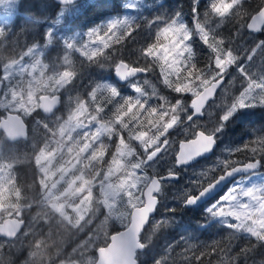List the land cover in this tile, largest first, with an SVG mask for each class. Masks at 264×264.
Masks as SVG:
<instances>
[{"label": "trees", "instance_id": "16d2710c", "mask_svg": "<svg viewBox=\"0 0 264 264\" xmlns=\"http://www.w3.org/2000/svg\"><path fill=\"white\" fill-rule=\"evenodd\" d=\"M214 2L227 8L233 0H198L195 6L194 0H82L68 6L53 0H18L15 18L0 20L1 93L8 92L16 102L24 101L25 75L13 73L6 78V69L37 46L42 55L32 60L38 58V70L44 72L42 82L47 81L39 97H61V106L52 117H46L38 103L31 113L12 111L26 122L28 140L11 143L0 130V201L12 212L2 213L0 223L8 217L25 222L15 240L0 238V264H95L97 250L130 223V215L125 224L110 216L99 186L122 147L137 151L138 168L146 175L135 193V207L143 204V191L152 178L170 172L179 176L178 181L162 185L156 215L141 237L145 250L138 253L139 264H264V246L248 234L234 233L209 214V206L218 198L197 208L187 207L184 201L185 193L196 194L198 181L223 174L225 160L237 162L229 164L231 169L259 159V173L264 174V154L257 143L264 137V103L238 108L227 121L221 119L233 105L238 106L247 89L252 91L250 84L256 87L254 101L264 99V46L258 47L264 41V30L260 34L248 30L264 0H243L229 8L226 16L212 12ZM177 14L192 34L191 55L186 56L187 51L176 73L167 75L163 63L142 50L155 42L157 29L162 30ZM118 19L133 24L91 38L104 42L96 53L83 45L70 50L81 38L89 40L90 30ZM195 23L204 28L203 37L194 31ZM168 41L169 37L161 38L159 43L163 47ZM68 51L70 77L57 90L58 76L53 73L64 68ZM230 56L237 58L236 63L221 74ZM123 62L147 73L123 85L116 78V69ZM221 77L226 79L222 90L201 118L188 123L192 99ZM80 110L85 117L97 115L100 126L61 134L57 117L67 120ZM9 112L0 101V122ZM199 130L214 133L216 151L210 158L177 169L180 143L193 139ZM157 139L167 140L171 146L158 155L153 170L142 162L145 150H153L149 141ZM237 148L241 151H235ZM252 148L257 149L255 155ZM42 152L55 155L45 171L39 162ZM81 157L91 160V165H83ZM52 173L51 180H45ZM92 182L96 183L93 189ZM70 184H74L70 192L78 195L66 200L64 192ZM79 206L83 218L75 210ZM253 245L246 255L240 253Z\"/></svg>", "mask_w": 264, "mask_h": 264}, {"label": "rangeland", "instance_id": "374dc122", "mask_svg": "<svg viewBox=\"0 0 264 264\" xmlns=\"http://www.w3.org/2000/svg\"><path fill=\"white\" fill-rule=\"evenodd\" d=\"M17 3L18 0H0V20L3 19L5 21H12L16 14H17ZM130 7L132 6V3L130 4ZM127 15L124 16L126 18ZM189 30V29H188ZM194 31L203 37L205 35V30L203 27L198 25L197 23L194 24ZM189 35L191 37L190 40H192V34L190 31L183 33V39L179 37L175 32H173L169 36V41L161 47L162 49L166 46V53L162 52L163 54H167L169 59L165 62H163V66L165 68V72L167 75H171L176 73V68L179 67V65L184 60L185 53L188 51L189 46ZM188 42L186 44L185 42ZM104 42L102 40L94 41V40H85L84 38H81L80 43H74V47L72 49H82L81 45L87 49L88 52L96 53L98 50V47L101 46ZM40 48L35 46L21 56V58L15 62H12L8 65V68L6 69L7 75L6 78H9L13 73H20L25 75V80L28 82L26 85L25 90L27 89L25 95H24V101L16 102L14 97H11V95L8 92L1 93L0 91V101L4 102V105L8 108L11 113L12 111L20 110L24 113H31L32 108L38 103L39 106V93L46 87L47 81L42 82V76H44L43 71L38 70V58L41 57L42 52L39 51ZM42 50V49H41ZM68 51L66 55L63 58L62 64L64 65V68L59 71L53 73L54 75L58 76V80L56 81L57 90L68 81L70 77L69 73V55L70 52ZM37 56L38 58L32 60V57ZM31 58V59H30ZM119 67V66H118ZM117 67V69H118ZM116 69V72H117ZM1 83V82H0ZM252 89V91L249 89L246 90V93L244 96L240 99V101H244L247 105L244 107H248L249 105H253L254 102V95L255 92V85L250 84L249 85ZM2 89V88H1ZM192 91V90H191ZM11 97V98H10ZM239 101V103H240ZM238 103V106H239ZM59 120L58 125L61 129V134H69L74 132L78 129H84L86 127H90L94 124L95 126L99 125V120L97 115H91L88 117H85V111L80 110L72 115L67 120H63L59 117H57ZM106 128H103V131H105ZM102 131V130H100ZM101 133V132H100ZM100 137L99 134H95V138ZM151 145H154L152 148L153 150L146 151V160L142 163H145V165L153 170L156 169V159L158 155L161 152H166L170 146L171 143L167 140H161L157 139L155 143H151ZM152 156H155L154 159H151ZM55 155H47L43 154V152L39 156V162L43 166L42 168L47 170V168L53 164ZM140 157L137 155V151L132 149H127L125 147H122L119 149V156L116 162L114 163V166L111 168V170L106 173L104 176V179L102 182H100V188L104 194L106 203L105 205L108 208V213L110 216H112L115 219L120 220L121 224L126 223L127 218L129 215H131L130 209L137 206L138 204L135 203V193L140 191L141 184L143 183L146 175L142 173L140 167V162L136 161L137 158ZM150 161L147 163V160ZM81 163L85 166L91 165V160L80 158L79 159ZM136 161V162H135ZM147 163V164H146ZM68 173V171L64 172V174L61 175L60 179H62L63 176H65ZM54 176V173L51 175H46L45 180H51V178ZM6 178V174L4 175V179ZM243 180V185H236V181H234L224 192V194L228 191L230 187H243L245 190L251 189V188H259L261 186H264V174L256 172L248 176H243L241 178H238L237 181ZM95 181V180H94ZM93 181V182H94ZM91 183V188L95 186V184ZM57 183L53 184V188L56 187ZM74 184H70L69 188L64 192V199H74L78 193H71L72 186ZM49 187V194H52V189ZM93 193V192H92ZM223 194V195H224ZM219 199V197H218ZM245 203L247 202V198H243ZM65 204V202H64ZM129 206V207H128ZM211 206V205H210ZM209 206V207H210ZM83 207L79 206L78 208H75V210L81 215L83 218L84 213L81 214ZM209 209V208H208ZM133 210V209H132ZM223 209H218V211H222ZM9 210L1 204L0 201V219L3 215L2 213H7ZM12 213V212H9ZM217 220H220L222 223L223 218L217 217ZM234 222V221H233ZM249 223H251V219L249 220ZM226 226H228L226 223H224ZM90 248H93L92 246ZM89 248V249H90ZM81 264V263H79ZM83 264H86L83 263Z\"/></svg>", "mask_w": 264, "mask_h": 264}, {"label": "water", "instance_id": "95a60500", "mask_svg": "<svg viewBox=\"0 0 264 264\" xmlns=\"http://www.w3.org/2000/svg\"><path fill=\"white\" fill-rule=\"evenodd\" d=\"M59 6H68L73 5L82 0H53ZM262 25H264V8L259 11L249 24V29H253L251 32L260 33V31H255L259 29ZM145 70L130 67L127 63H121L116 72V78L119 83L126 85L132 80L146 74ZM119 76H125L126 79H120ZM222 81V83H221ZM226 79L221 77L212 81L209 85H207L200 93H198L192 99V110L193 114L188 119V123H191L193 120L201 118L208 108L209 104L214 101L218 93L222 90ZM2 88V83H0V91ZM61 106V97L59 95L55 96H47L43 95L39 99V109L46 117H52L53 113L59 109ZM195 108H201L200 113L195 112ZM0 130L5 134L7 140L11 143H16L20 141L28 140V126L24 121L23 117L17 113H8L6 117H4L0 122ZM196 136L185 142H181L179 145L178 152L176 154V168H188L204 159L210 158L217 149V137L214 135V144L210 151L204 152L198 156H195L193 159L186 163L177 164L178 159H183L189 152L197 150L202 143L203 140L199 138L198 133ZM204 132V131H203ZM206 133V132H205ZM207 134V133H206ZM155 156H152L151 159H154ZM150 161L147 160V163ZM254 162V161H250ZM146 163V164H147ZM249 163V162H248ZM246 164L235 166L234 168H242L246 166ZM261 163L259 162L257 168L255 170L249 169L247 172L238 173L236 176V180L243 176H248L253 173H256L260 170ZM175 178H169V175L154 177L150 180L148 185L145 187L143 191V204L141 206L135 207L130 215V223L128 227L118 233H115L111 236L110 242L107 246L102 247L97 250V260L95 264H139L138 263V253L143 252L145 250V245L143 244L141 237L151 220L156 215L158 206H159V197L160 191L162 189V185L165 182H176L179 179L177 174H174ZM235 180L229 179L221 189L216 193L212 200L217 197H220L224 194L227 188L234 182ZM159 188V192L156 193V189ZM156 197H155V195ZM157 198V205L155 206L153 212H150L149 209L154 205L155 199ZM206 197H202L198 199L193 204H187L186 206L189 208H197L204 206L210 203ZM25 227L24 220L18 217H8L4 219L0 223V238L6 239L9 241L15 240L23 231ZM144 245L141 248V245Z\"/></svg>", "mask_w": 264, "mask_h": 264}, {"label": "snow or ice", "instance_id": "6c2138e0", "mask_svg": "<svg viewBox=\"0 0 264 264\" xmlns=\"http://www.w3.org/2000/svg\"><path fill=\"white\" fill-rule=\"evenodd\" d=\"M68 2V0H66ZM198 2V0H194V6ZM210 8L212 12L216 15L226 16L228 14L229 9L225 8L223 4L219 2L211 3ZM198 19V15L195 16ZM133 23L130 22L128 19H118L115 21H112L104 26H99L93 30H90L87 35L89 39L93 38L94 36H99L101 32H108L110 34V31H116V30H122L124 28H127L131 26ZM165 27L161 29H157V34L155 35V42L152 43L147 48L143 49V54L145 56H151L152 59L159 60L161 63L167 61L169 59L167 54H163L162 52L167 51L166 46L162 49L161 45L159 43L161 38H167L169 37L173 32H175L181 39H183V33L188 32V28L186 24H184L179 14H177L175 17L167 20L165 22ZM134 30V28H133ZM250 31H253V29H249ZM264 30V25H262L259 29H256L255 31ZM131 34L130 32L128 33ZM124 37L121 36V39ZM191 39L189 35V40ZM188 44V42H185ZM221 44L223 41L220 42ZM109 45H105V47H108ZM264 46V41L258 42V47ZM230 52V50H229ZM254 54V53H253ZM191 55V49L190 45L188 46V52L186 53V56ZM235 57H231L228 61V63L225 65L224 68H222L221 74H223L224 71L227 70L228 67L234 65L236 63ZM251 59V56L249 57ZM217 67H219V61L215 62ZM179 71V69H177ZM239 71L244 74L243 68H239ZM120 79H126L125 76H119ZM222 83V81H221ZM115 91V90H114ZM253 103H264V99H261L259 101H254ZM247 104L244 101H240L239 106L233 105L229 111L225 115L222 116V121H227L229 117L232 115L234 111H236L238 108H242L246 106ZM196 113L201 112V108H195L194 109ZM220 127H222V124L215 129V131H219ZM199 138L204 141V143L201 144V146L194 151L189 152L183 159H178L177 164L180 163H186L193 159L195 156H198L204 152L210 151L214 144V133H205L203 131H200L198 133ZM257 143L260 145L259 151L264 154V137H260L257 140ZM247 149V145H245V150ZM235 151H241L240 148L235 149ZM251 152L255 155L257 153L256 148H252ZM236 161H224V166L222 169L223 174H221L218 178L213 177L211 180H208L207 182L201 183L198 181L196 183V194L193 195L191 193H185L184 194V201L187 204H193L198 199L202 197H206L209 200L212 201L213 197L216 195V193L221 189V187L229 181L231 178L232 180H236V176L238 173L247 172L249 169L255 170L259 164V159H256L254 162H249L246 166L242 168H234L229 169V164H236ZM169 178H175L174 173H169ZM243 180H236V185H243ZM159 192V188L156 189V193ZM155 195V193H154ZM156 197V195H155ZM243 198H247V202L245 203ZM157 205V198L155 199L154 205L149 209L150 212H153L155 206ZM218 209H223L222 211H218ZM209 214L213 218H223V222L228 225L229 228L233 230L234 233H245L248 234L251 237H254L255 240L258 242L260 246H264V186H261L259 188H251L245 190L243 187H230L228 191L219 197V199L215 200L211 203V206L208 209ZM251 219V223H249V220ZM234 221V222H233ZM144 245H141V248H143ZM255 245H253L251 248H242L240 250L241 254L246 255L248 252L252 251V248H254ZM235 258H233V261ZM157 264H162L161 261H157Z\"/></svg>", "mask_w": 264, "mask_h": 264}, {"label": "flooded vegetation", "instance_id": "af4514ba", "mask_svg": "<svg viewBox=\"0 0 264 264\" xmlns=\"http://www.w3.org/2000/svg\"><path fill=\"white\" fill-rule=\"evenodd\" d=\"M242 1H243V0H233V3H232V4H227V5H228V6H227V9L232 8V7L236 6L237 4L242 3ZM263 8H264V6H263L259 11H261ZM259 11H258V12H259ZM258 12H257V13H258ZM257 13H255L254 15H256ZM254 15L252 16V18L254 17ZM252 18L250 19V21L252 20ZM250 21H249V24H250ZM249 24H248V30H249ZM249 31H250V30H249ZM262 31H263V30H261L260 33H262ZM250 32H251V31H250ZM251 33H255V32H251ZM260 33H256V34H260Z\"/></svg>", "mask_w": 264, "mask_h": 264}]
</instances>
